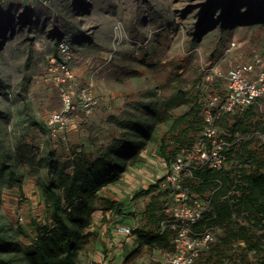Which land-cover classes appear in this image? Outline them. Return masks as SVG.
Instances as JSON below:
<instances>
[{
    "label": "rangeland",
    "instance_id": "1",
    "mask_svg": "<svg viewBox=\"0 0 264 264\" xmlns=\"http://www.w3.org/2000/svg\"><path fill=\"white\" fill-rule=\"evenodd\" d=\"M254 1L259 5L263 2ZM210 3L209 0H39L26 7L19 0H6L0 6V224L7 236L27 242L29 239L18 232L20 216L24 217L26 227L33 219L47 217L36 182L37 173L29 170L24 177V191H19L17 185L9 184L7 164L23 172L27 170L21 155L45 134L32 117L45 122L48 112L62 107L57 88L48 80L49 57L59 37L68 35L74 45L73 66L85 77L95 78L101 92L121 93L123 105L118 110L121 113L140 102L154 103L179 87L195 93L197 86L206 80L207 68L216 61L222 60L226 71L230 62L264 52L263 24L238 26L242 29H228V34L215 31L222 27L216 26L217 23L213 29L206 27ZM212 12L215 17L219 14L216 9ZM233 40L238 47L225 55ZM214 55L219 58L212 63ZM136 97L140 101L130 106L128 101ZM140 107L138 113L145 117L147 111ZM23 137L24 141H20ZM147 145L146 150L151 152L148 154L154 153L151 141ZM260 145L256 139L251 142V148ZM140 189L134 188L132 196ZM137 200L130 197V201H125L126 211H131L136 203L143 205L142 198ZM133 214L135 224H141L142 211ZM119 222L124 223H114ZM106 239L111 244L114 236L108 235ZM105 244L104 251L98 253L100 262L94 260L95 251H85L80 254L79 264H151L165 250H171L149 246L142 240L136 242L138 247L134 251L138 252L131 250L136 245L121 242L122 249L113 245L109 252ZM144 245L148 249L140 251Z\"/></svg>",
    "mask_w": 264,
    "mask_h": 264
},
{
    "label": "trees",
    "instance_id": "2",
    "mask_svg": "<svg viewBox=\"0 0 264 264\" xmlns=\"http://www.w3.org/2000/svg\"><path fill=\"white\" fill-rule=\"evenodd\" d=\"M209 3L213 16L209 17L206 27L210 29L220 25L222 27L215 31L228 34V29H242L238 26L264 25V0L263 5L254 0L250 3L209 0ZM214 9L219 12L217 17L212 12ZM61 38L54 46L55 53ZM218 58L214 55L211 62ZM223 85L219 78L202 81L195 93L179 87L160 96L154 103L140 102L136 107L140 100L137 97L131 99L128 103L130 106L135 103V108L109 118L112 123L109 142L98 144V135L88 146L70 144L67 157L56 149H41L37 143L30 145L29 151L20 158L27 170L23 172L8 163V181L11 186L17 185L19 191H24L26 173L29 170L37 173L36 182L47 217L46 220L33 219L27 227L19 223L18 232L29 239L27 242L7 236L0 224V264H79L80 253L93 251L98 239L95 230L89 231L93 213L100 208L110 210L115 216L119 215V219L129 214L124 202L101 196L100 190L119 181L129 165L140 166L147 161L148 141L153 144L154 153L168 164L184 148L192 146L201 136L205 124V88L219 93ZM139 106L147 111L145 117L138 113ZM32 121L43 131L48 130L45 122L33 117ZM261 122L262 118L251 110L244 115L224 114L219 119L220 126L232 132L230 140L235 139L238 132H246L252 123ZM20 141H24V137ZM251 142L243 140L235 144L234 154L229 152L231 163L228 167L198 166L191 176L185 177L186 184L201 194L217 188L212 196V207L199 225H213L220 231L197 264H223L224 260L238 264L264 262V144L251 148ZM24 144L28 145L27 142ZM160 181L134 194L133 199L149 195L141 210V224L134 227V233L137 242L143 240L147 245L163 250L173 248V233L161 226L170 190L159 186ZM234 185L236 187H232ZM230 189H238L240 194L226 197ZM234 215L244 217L238 220ZM254 254L256 260L252 262L250 256Z\"/></svg>",
    "mask_w": 264,
    "mask_h": 264
},
{
    "label": "built area",
    "instance_id": "3",
    "mask_svg": "<svg viewBox=\"0 0 264 264\" xmlns=\"http://www.w3.org/2000/svg\"><path fill=\"white\" fill-rule=\"evenodd\" d=\"M235 47H238V43L233 40L226 55ZM56 51L49 57L48 80L57 88L62 107L48 112L46 124L53 146L66 145L69 148V132L78 125L80 114L87 117L93 115L101 104V97L94 78L82 82L74 69V45L67 36L59 40ZM206 73V82L219 78L224 85L219 93L205 88L203 132L192 146L174 156L171 163L165 161L163 173L155 178V182L161 179L159 186L170 190V199L164 207L166 216L161 220V226L163 230L172 231L173 248L165 250L153 264H197L201 254L216 240L220 231L213 225H199L212 207V196L217 188L211 193L201 194L186 184L185 177L191 176L198 166L228 167L231 163L229 152L234 154L232 149L235 144L243 140L257 139L264 144V125L255 126L243 135L238 132L236 138L230 140L232 132L219 124L224 114L244 115L250 110L264 119V52H255L235 63L230 62L226 71L221 62H217L209 66ZM39 146L43 148L45 142L41 141ZM156 175L153 174V177ZM233 194L239 195L240 191L230 189L225 196ZM235 217L242 220L244 215ZM20 220L22 223L25 221L22 215ZM134 229V226L123 223L115 226L118 235L129 239L134 237ZM250 259L254 262L256 255H251ZM231 263L229 260L223 262Z\"/></svg>",
    "mask_w": 264,
    "mask_h": 264
},
{
    "label": "crops",
    "instance_id": "4",
    "mask_svg": "<svg viewBox=\"0 0 264 264\" xmlns=\"http://www.w3.org/2000/svg\"><path fill=\"white\" fill-rule=\"evenodd\" d=\"M6 0H0V6L5 4ZM22 4H24L26 7H28L31 4H35V2L39 0H19ZM76 70L77 67H74ZM78 71V72H77ZM77 74L80 76V79L82 82H85L90 77H85L84 74H82V71L79 72V70H76ZM102 90L100 87H98V94L100 95L102 101L98 109L95 111V113L90 117H84L83 114H80L78 125L75 126L70 132H69V143L72 145H81L84 144L85 146H88L90 141H93L95 136L99 137H105L107 139V142L111 140V129L112 123L109 121V118H111V114H117L119 113L123 105L121 93L118 91H111L110 93H104L101 92ZM112 98V100H111ZM82 115V117H81ZM113 116V115H112ZM97 138V137H96ZM61 155L64 157H67V149H61L58 150ZM165 166L164 158L159 156L156 153H152L151 155H147V161L140 166H131L129 165L128 170L124 173L123 177L117 181L116 183H111L104 188L100 190V195L104 197H111L116 201H122L125 203V201L129 200L130 197H133L132 194L134 193V188L140 189L141 187L145 188L149 186L151 183L155 181V178L153 177V174H160V172L163 173ZM150 167V170L147 168ZM148 196L140 197L143 200V205H139L136 203L134 207H132V210L125 211L129 214H126L122 216L120 219H124V223H127L129 225H136L135 224V217H132V214L135 212H140L144 209L145 202L148 200ZM134 201H138L137 199H133ZM140 201V200H139ZM126 207V206H125ZM134 215V214H133ZM117 217V218H115ZM120 217V216H119ZM118 216H115L114 214H111L110 210H103L98 209L93 213L92 223L89 227V230H95L98 233V240L96 242L95 248L93 251H89V253L95 254L97 258L94 260H97L100 262L101 260H98L99 256L98 253L100 251H104V244L106 246V249L111 252V248L113 245H116L119 247V249H122L121 243H124L125 245L128 244L129 246L133 245L134 248H130L133 252L138 245L136 244V239L130 240L129 238H123L115 230V219L116 221L120 220ZM135 220V221H134ZM109 228V229H108ZM114 236L113 243H109L108 235ZM102 243H101V241ZM105 243H104V242ZM141 243L140 241H138ZM102 245L101 248L99 245ZM114 246V250L116 248ZM143 249H148L147 245H144L140 247V251ZM125 251V249H124ZM88 252V251H87ZM82 253V252H81ZM80 253V254H81ZM86 253V252H84ZM152 260V259H151ZM150 260V261H151ZM151 263V262H150ZM107 264V263H103ZM153 264V263H151Z\"/></svg>",
    "mask_w": 264,
    "mask_h": 264
},
{
    "label": "clouds",
    "instance_id": "5",
    "mask_svg": "<svg viewBox=\"0 0 264 264\" xmlns=\"http://www.w3.org/2000/svg\"><path fill=\"white\" fill-rule=\"evenodd\" d=\"M66 36H68V35H66ZM63 37H65V36H63ZM62 37V38H63ZM61 38V39H62ZM60 39V40H61ZM231 43V42H230ZM229 46H230V44H229ZM228 46V47H229ZM227 50V49H226ZM226 50H225V55H226ZM217 62V61H216ZM215 62V63H216ZM219 62H222V60H220ZM74 67V66H73ZM223 67V66H222ZM93 78V77H92ZM94 80H95V78H94ZM96 81V80H95ZM97 83V82H96ZM97 86H98V84H97ZM251 111H253V110H251ZM254 112V111H253ZM261 118H262V122L260 123V124H253L252 123V125H250V128L246 131V132H244V133H241L242 135L243 134H245V133H247L249 130H251L253 127H255V126H258V127H261V125H264V119H263V117H262V115H260V114H258ZM92 116V115H91ZM242 116V115H241ZM85 117V116H84ZM87 117V116H86ZM45 123H46V120H45ZM46 135V136H45ZM257 140V139H256ZM41 141H44L45 142V146L43 147V148H41L40 146H39V144H40V142ZM247 141H253V140H247ZM258 141V140H257ZM107 142V139L105 138V137H100L99 138V141H98V144H104V143H106ZM37 144H38V146L41 148V149H48L49 147H51L52 149H56L57 151L58 150H61V149H67V155H69V153H70V143H69V148H67V146L66 145H61V146H59V147H54L53 146V144H52V142L50 141V139H49V135H48V130L45 132V134H44V136H43V138H40L37 142H36ZM258 143H260L259 141H258ZM260 144H262V143H260ZM60 153V152H59ZM164 162H165V160H164ZM161 174H162V172H161ZM159 180V179H158ZM153 183H155V181L153 182ZM111 214H113L112 212H111ZM20 223H22V222H20ZM119 223H122V222H119ZM119 223H116V224H114L115 226L117 225V224H119ZM123 224H127V223H123ZM129 225V224H128ZM132 225V224H131ZM136 225H137V223H136ZM136 225H132V226H134V227H136ZM125 239V238H124ZM134 239H136V234L134 235V237L133 238H131L130 240H134Z\"/></svg>",
    "mask_w": 264,
    "mask_h": 264
},
{
    "label": "bare ground",
    "instance_id": "6",
    "mask_svg": "<svg viewBox=\"0 0 264 264\" xmlns=\"http://www.w3.org/2000/svg\"><path fill=\"white\" fill-rule=\"evenodd\" d=\"M205 7L203 8V11H204ZM213 16L212 14L209 13V17Z\"/></svg>",
    "mask_w": 264,
    "mask_h": 264
}]
</instances>
